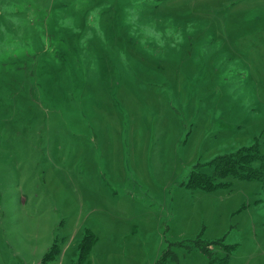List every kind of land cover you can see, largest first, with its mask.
I'll return each instance as SVG.
<instances>
[{
	"label": "rangeland",
	"instance_id": "obj_1",
	"mask_svg": "<svg viewBox=\"0 0 264 264\" xmlns=\"http://www.w3.org/2000/svg\"><path fill=\"white\" fill-rule=\"evenodd\" d=\"M255 144L264 0H0V264H264L259 183L185 187Z\"/></svg>",
	"mask_w": 264,
	"mask_h": 264
},
{
	"label": "trees",
	"instance_id": "obj_2",
	"mask_svg": "<svg viewBox=\"0 0 264 264\" xmlns=\"http://www.w3.org/2000/svg\"><path fill=\"white\" fill-rule=\"evenodd\" d=\"M255 164H257L256 167ZM207 166L210 169L209 174H204L197 169L192 171L185 187L190 190L210 193L220 188H228L229 184L223 183V181L229 178L257 182L264 189V155L260 154L256 144L233 154L217 157ZM92 241L91 234L88 233L84 236L79 246L81 257L89 254ZM53 251L56 252V247ZM202 251L209 256L211 263L215 262L212 255L208 254L205 249ZM227 259L225 258L219 263L226 264Z\"/></svg>",
	"mask_w": 264,
	"mask_h": 264
}]
</instances>
